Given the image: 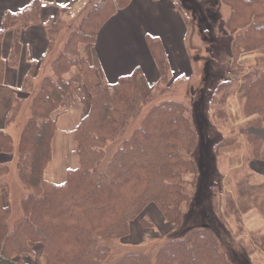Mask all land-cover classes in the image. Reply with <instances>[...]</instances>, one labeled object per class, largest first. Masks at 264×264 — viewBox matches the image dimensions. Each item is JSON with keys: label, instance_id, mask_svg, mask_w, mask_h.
I'll list each match as a JSON object with an SVG mask.
<instances>
[{"label": "trees", "instance_id": "16d2710c", "mask_svg": "<svg viewBox=\"0 0 264 264\" xmlns=\"http://www.w3.org/2000/svg\"><path fill=\"white\" fill-rule=\"evenodd\" d=\"M129 1L97 0L78 28L69 33L61 53L51 62L54 76L43 78L33 95L31 115L17 139V156L10 135L0 131V154H13L17 159V178L27 190L20 198L17 218L10 219L9 205L0 206V264H28L19 256L31 253L30 242L40 243L46 264H107L110 248L105 241L124 239L134 221L149 226L143 213L151 203L171 229L182 221L183 207L192 198L188 185L196 179L185 180L184 175L197 171L192 152L198 134L191 113L182 103L165 100L148 108L125 135L129 121L153 102V85L137 67L114 82L102 81L96 72L97 60L90 65L78 52V44H93L99 28ZM222 1L230 8L227 28L233 31L234 69L240 55L254 50L260 51L257 61L264 64V0ZM38 5L35 0L20 13H5L4 28L36 22ZM1 44L2 31L0 81L4 70ZM148 47L160 79L166 82L170 65L161 40L149 37ZM18 54L19 45L14 40L8 57L11 64L16 63ZM73 67L88 89L90 102L73 133L78 165L66 172L62 183L55 184L47 181L43 172L51 160L54 115L75 88V83L62 78V74ZM240 75L221 86L232 88L234 81L239 82L237 91L244 99V114L256 116L247 123L244 133L253 158L264 163V135L249 130H264V67ZM15 104L16 97L8 122L13 119ZM119 136L102 165L107 143ZM6 171V164H0V176ZM4 185L0 182V190ZM242 201L239 205L244 210L247 200ZM257 201L256 197L253 206L264 207V202ZM152 243L151 249L124 253L108 264H231L218 236L208 227H196L184 236Z\"/></svg>", "mask_w": 264, "mask_h": 264}, {"label": "rangeland", "instance_id": "374dc122", "mask_svg": "<svg viewBox=\"0 0 264 264\" xmlns=\"http://www.w3.org/2000/svg\"><path fill=\"white\" fill-rule=\"evenodd\" d=\"M93 1L89 0L87 5ZM170 1L179 6L185 32L176 39L179 49L174 55L181 75L170 70L166 82L160 79L153 85V102L129 121L125 135L138 124L153 104L165 100L182 103L191 113L198 134L197 145L192 152L197 171L195 174L189 172L184 175L185 180L196 178L195 183L188 185L192 198L183 207L181 223L173 229L158 207L154 203L149 204L143 215L150 225L144 226L139 221H134L130 233L124 239L106 240L105 244L110 250L105 262L112 263L124 253L151 249L152 242L156 239L181 237L196 227L204 226L218 236L223 253L231 264H264V207L253 206L256 197L260 203L264 202V163L259 158H253L252 146L244 133L247 123L256 116L246 117L244 114V99L237 91L239 82L234 81L232 88L225 89L221 86L222 82L233 80L242 71L249 72L254 67H264L262 61H257L261 53L254 50L240 55L235 60L234 69L231 57L233 31L227 28L230 12L228 3L222 0ZM84 13L86 10L80 16ZM77 19L79 21L80 17ZM71 24L72 20L66 25ZM69 28L72 29V26ZM163 36L165 38V34ZM153 38L161 40L162 36L157 34ZM63 42L64 39L49 53L47 65L61 53L58 45L62 47ZM48 72L51 73V70L48 69L45 75ZM41 76L32 82V86H26L27 92L21 94L24 98L27 93L25 99L16 97L17 108L12 119L15 124L9 132L16 156L17 139L31 115L33 95L44 78ZM219 87L221 90L217 91ZM81 89L86 91L80 81L77 90ZM249 130L264 135L262 129L254 130L251 127ZM120 137L107 143L102 165ZM220 139L223 141L219 142ZM15 159L10 164L5 163L7 171L0 176V182L10 191L6 204L10 206L11 220L20 215L19 201L27 193L17 178ZM244 199L247 200V207L242 210L239 204Z\"/></svg>", "mask_w": 264, "mask_h": 264}, {"label": "crops", "instance_id": "0c3cea01", "mask_svg": "<svg viewBox=\"0 0 264 264\" xmlns=\"http://www.w3.org/2000/svg\"><path fill=\"white\" fill-rule=\"evenodd\" d=\"M32 1L35 0H0L1 60L4 63L0 81V131L8 134L15 124L12 120L8 122L14 97L25 99L27 93L24 98L21 94L27 92L26 86L28 84L32 86L48 69L51 73L48 72L44 78L54 76L51 62L46 64L49 53L63 39L65 41L70 32L78 28L82 17L97 2L94 0L87 5L89 0H36L39 4L36 22L26 26L4 28L5 13H20ZM136 5L143 9V18L138 16ZM177 7L178 5L170 0H130L126 6L117 9L101 26L93 44L79 43L78 52L90 65L93 64L94 59L97 60L96 72L102 81L114 82L137 67L144 74L148 84L154 85L160 80V74L148 47V38L158 34L162 36L161 42L170 70L177 71L179 76L180 67L174 58L179 49L176 39L185 32ZM85 10L86 13L81 17ZM78 17H80L79 21ZM70 20L72 24L66 25ZM71 26L72 29L69 28ZM14 40L19 45V54L16 63L11 64L8 57ZM62 47L58 45L60 51ZM62 78L73 81L75 88L64 98L60 112L54 115L56 130L51 140V160L46 165L43 176L47 181L55 184L62 183L66 172L78 165L73 133L79 121L87 113L90 102L88 89L75 67L63 73ZM80 81L86 87V91L77 90ZM13 158L9 154H0V164H10ZM7 195H10V191L4 185L0 190V206L8 205ZM29 245L31 253L21 254L19 258L28 264H46L40 243L30 242Z\"/></svg>", "mask_w": 264, "mask_h": 264}, {"label": "bare ground", "instance_id": "6f19581e", "mask_svg": "<svg viewBox=\"0 0 264 264\" xmlns=\"http://www.w3.org/2000/svg\"><path fill=\"white\" fill-rule=\"evenodd\" d=\"M136 10H137L136 12H137L138 16L140 18H143L144 17V11H143V9L139 5H136Z\"/></svg>", "mask_w": 264, "mask_h": 264}]
</instances>
